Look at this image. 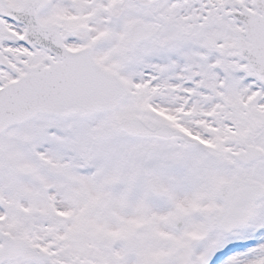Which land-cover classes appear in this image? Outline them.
Listing matches in <instances>:
<instances>
[{
  "label": "snow or ice",
  "instance_id": "snow-or-ice-1",
  "mask_svg": "<svg viewBox=\"0 0 264 264\" xmlns=\"http://www.w3.org/2000/svg\"><path fill=\"white\" fill-rule=\"evenodd\" d=\"M0 264H264V0H0Z\"/></svg>",
  "mask_w": 264,
  "mask_h": 264
}]
</instances>
